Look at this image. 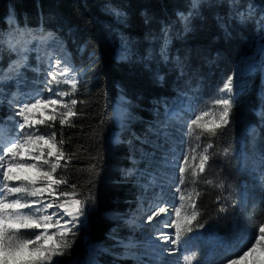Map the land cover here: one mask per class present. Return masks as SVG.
I'll return each instance as SVG.
<instances>
[{
	"label": "trees",
	"instance_id": "1",
	"mask_svg": "<svg viewBox=\"0 0 264 264\" xmlns=\"http://www.w3.org/2000/svg\"><path fill=\"white\" fill-rule=\"evenodd\" d=\"M193 2L0 0V37L9 33L10 40L13 36L28 39L35 46L28 54L27 86L20 85L31 88L40 76L32 69L43 68L35 56L48 52L45 41L18 35L36 31L38 36L52 34L62 40L82 81L72 96L82 101L76 106L79 115L73 119L74 126L61 129L56 125L57 138L62 135L64 150L72 157L67 170L58 175L76 185L80 198L90 200L83 224L70 237L72 247L58 259L60 264H136L134 257L124 253L123 245L131 234L130 216L136 209V185L141 181L132 175L131 144L148 147L145 139L157 135L156 120L165 121L164 107L177 99L188 96L195 109L209 108L241 58L251 52L264 21L259 17L264 0H195V8ZM253 6L258 12L244 13ZM7 42L0 41L2 68L17 59ZM125 43L127 58H116V48ZM262 43L254 72L244 79L234 103L230 126L211 140L203 136L199 140L202 146L212 143L214 154L204 179L196 185L199 216L193 222L194 231H215L228 239L241 234L238 195L244 175L239 151L249 126L259 127L264 135V117L256 113L258 107L264 112L259 97L264 34ZM119 95L126 99L127 113L121 140L115 143L113 106ZM7 117L0 107V118ZM63 190L71 189L66 185ZM106 213L115 216L109 219ZM99 244L102 250L97 249Z\"/></svg>",
	"mask_w": 264,
	"mask_h": 264
},
{
	"label": "snow or ice",
	"instance_id": "2",
	"mask_svg": "<svg viewBox=\"0 0 264 264\" xmlns=\"http://www.w3.org/2000/svg\"><path fill=\"white\" fill-rule=\"evenodd\" d=\"M193 7H196L195 0ZM261 23L264 28V21ZM18 35L23 38L31 33ZM32 38L43 43L52 39V34ZM30 43L28 39L13 36L7 42L8 49L15 52L18 59L11 61L7 69L0 67V104L6 100L10 109H16L7 119L0 118V264H60L56 258L72 247L70 237L74 238L78 226L83 224L85 206L90 200L80 198L76 185H69L66 177L58 175L60 170H67L72 157L64 150L62 135L57 138L56 125L58 123L61 129L74 126L73 119L79 115L76 106L82 103L75 98L67 99L74 96L82 82L76 68L64 55H48L46 68L32 69L43 75L32 81L29 91H17L11 96L4 92L13 79L17 84L27 86L25 70L30 66L27 62L28 52L32 50L28 47ZM126 50L127 44H122V51ZM62 86H68L69 90H63ZM238 95L233 76H228L208 110L194 112L189 109L195 118L184 121L181 131L186 127L187 132L180 141L181 145L187 146L179 153L173 152L170 161L173 169L178 168L179 177L178 183L172 178L168 188L175 186L179 204L175 203V194L169 197L162 189L155 202L145 209L144 223H151L163 214L162 226L175 229L172 234L157 229V239L150 243L153 250L175 255L177 248L185 243L186 234L193 231V222L199 216L194 197H198L199 192L186 190L185 185H195L204 179L214 145L193 146L191 141H198L202 136L211 140L222 134L231 124ZM209 112L212 118L205 120ZM261 115L264 117V112ZM41 126L51 132L41 133ZM204 182L213 183L211 180ZM66 185L71 190H63ZM195 226L203 227L198 223ZM251 236L252 239L242 238L236 245L227 247L221 261L226 264H264V223L259 224L258 234ZM194 258L195 254L185 256V264H192ZM164 264H178V261Z\"/></svg>",
	"mask_w": 264,
	"mask_h": 264
},
{
	"label": "rangeland",
	"instance_id": "3",
	"mask_svg": "<svg viewBox=\"0 0 264 264\" xmlns=\"http://www.w3.org/2000/svg\"><path fill=\"white\" fill-rule=\"evenodd\" d=\"M249 7L247 10L249 9L250 12H244L245 14L256 13L259 10L254 6L252 8ZM259 17L261 20L264 19V11L260 13ZM260 24V32L253 40L251 52L241 58L234 73L231 75L233 76L235 84L238 86L239 93L243 86L244 79L254 72L256 62L255 57L263 45L262 36L264 34V28H262V23ZM38 35L39 32L36 31L35 34H31L30 37H39ZM2 39H5L6 42L9 41V33H5L3 37H0L1 42ZM63 46L64 43L59 37H52V39L44 42L45 50H48L47 55L38 54L35 57L39 59L40 63L41 58L43 59V68L47 67L48 55H64L72 64L69 53L65 51ZM28 47L32 49L28 54H32L35 46L30 43ZM126 52L127 50L122 51V46H118L116 48L115 56L118 59H122V56H126ZM4 69H7V67ZM263 70L264 63L260 70L262 90L259 92V97L262 106H264ZM42 75L43 73L40 72V76ZM6 87L9 88V92H4L8 96H11L17 91L27 92L30 90V88L28 89L17 84L15 79L8 82ZM62 89L69 90L68 86H62ZM121 97L123 96H118V99L113 106V108L115 107L116 109L113 111L116 131L112 138L115 143L120 142L121 140L119 134L124 123V117L127 113V109L124 105L126 99L124 97L121 99ZM71 98L72 97H68L67 99ZM0 107H2L8 115L10 112L16 111L15 108H9L6 100L0 104ZM190 108L193 109L194 112L200 111L195 109L188 96L177 99L169 107H164L163 115L165 116V121L161 122L160 120H156L157 125L154 130L157 135L145 139L147 143H149L148 147L145 146L144 148L139 143L137 145L131 144V155L134 162L132 175L135 179H141V181L138 182L140 183L139 185H136L138 193L136 209L130 216L129 228L131 234L123 245L125 247L124 253L129 257H134L136 259V264H164V262L167 261H178V264H185L184 257L192 254H195L192 264H226V261H221V256L225 249L229 246L236 245L242 238L252 239L251 234H258L259 224L264 223V203H262V201H264V176H262V174H264V163H262V161H264V135H260L259 127L251 125L247 130L246 142L242 141L241 150L239 151V167L244 175V180L241 182V188L238 195V207L242 217L241 234H239L236 239H228L217 232L221 237L219 240L213 238V241L210 236H203L202 234V237L200 238L198 232L193 230L186 234L184 238L185 243L177 248L175 255H169L167 251L161 253L159 249L153 250L150 246L151 241L157 239V229L169 234H172L175 231L174 228H164L162 226L160 221H163L164 219L163 214L160 218H157L151 223H144L143 220L145 217V209H147L150 203L155 202L156 197L161 193L162 189L168 192L169 197L172 194H175V203L177 205L179 204V193L176 192L175 186H172L170 189L168 188V185L171 184L172 178H175L178 183L179 177L178 168L173 169L170 165V161L172 160L173 152L179 153L182 147L187 146L186 144H180L183 134L187 132L186 127L181 131V126L184 124L185 120L190 122L191 119L195 118L194 112H189ZM209 108L204 110H208ZM262 110L263 108L261 109V107L256 109L258 116H261ZM211 118L212 113L209 112V115L204 119L210 120ZM16 119L18 120L19 117H16ZM261 125L264 127V118L261 120ZM40 131L41 133H46L51 132V129L41 126ZM191 143L193 146H196L197 144L201 145L200 141L195 139H193ZM196 185L197 184L192 185L189 183L185 185V188L189 191L193 189L196 191ZM106 216L109 219H112L115 216V213H108ZM172 218H175L174 215ZM168 222L170 223L171 220ZM252 242H254V239ZM248 246H251L250 243ZM97 249L102 250L103 245L99 244ZM244 250H246V248ZM56 259H59V257Z\"/></svg>",
	"mask_w": 264,
	"mask_h": 264
},
{
	"label": "bare ground",
	"instance_id": "4",
	"mask_svg": "<svg viewBox=\"0 0 264 264\" xmlns=\"http://www.w3.org/2000/svg\"><path fill=\"white\" fill-rule=\"evenodd\" d=\"M262 76H263L262 79H263V81H264V70H263ZM114 110H116L115 107L113 108V111H114Z\"/></svg>",
	"mask_w": 264,
	"mask_h": 264
}]
</instances>
